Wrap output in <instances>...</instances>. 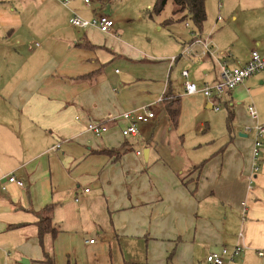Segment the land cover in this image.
<instances>
[{
    "label": "crops",
    "instance_id": "obj_1",
    "mask_svg": "<svg viewBox=\"0 0 264 264\" xmlns=\"http://www.w3.org/2000/svg\"><path fill=\"white\" fill-rule=\"evenodd\" d=\"M215 1L205 0L201 27L172 0L166 17L149 5L159 32L184 23L188 33L150 49L108 13V32L72 26L71 9L102 14L83 13V0H0V264H44L45 254L54 264H207L206 254L236 244L243 252L229 264H264V147L254 155L244 129L264 125V70L209 98L185 94L181 76L205 86L220 61L264 52V0ZM194 34L224 56L203 55ZM165 98L178 99L175 122ZM142 106L155 117L123 136L120 114ZM91 122L106 131L88 132ZM39 216L55 235L38 234Z\"/></svg>",
    "mask_w": 264,
    "mask_h": 264
},
{
    "label": "built area",
    "instance_id": "obj_2",
    "mask_svg": "<svg viewBox=\"0 0 264 264\" xmlns=\"http://www.w3.org/2000/svg\"><path fill=\"white\" fill-rule=\"evenodd\" d=\"M63 6L68 7L71 0H58ZM85 4H88L90 0H83ZM69 23L78 28L97 27L102 32H108L114 25V21L110 16L99 14L92 18H83L71 9V16ZM188 25V24H186ZM191 44H197L201 47L203 55H213L216 59L222 58L224 53L213 52L210 49L207 38L201 37L199 34L193 35ZM191 44L184 46L180 51V56H186L193 53ZM176 57H172L171 61H174ZM220 78L215 82L198 87L194 82L188 79V71L182 70L181 76L183 78V89L185 94L201 93L203 96L209 98L211 96H218L225 90H231L236 85L242 83L244 79L264 70V52H260L256 49L252 50L249 54L248 61L245 64L229 67L225 61L219 62ZM161 102L162 99H158ZM157 102V103H158ZM218 109V107H215ZM247 111L250 117L255 118L257 111L253 105L247 106ZM121 117L127 120L128 124L121 129L123 136L137 135L138 124L152 120L155 117V112L150 106H142L134 110L122 112ZM106 126L102 123H88L87 131L94 135H100L106 131ZM245 131H253V153L257 155L262 147H264V125L255 123L253 125L245 126ZM60 144H56L52 149H56ZM136 153H140L137 151ZM7 181L15 183L17 186H22L23 182L16 179L14 175L8 176ZM4 188V187H3ZM87 191V189H84ZM241 235V234H239ZM89 242H93L90 239ZM244 246L236 244L230 251L225 247H222L219 251H213L205 255V261L207 264H229L236 256H239L243 252ZM261 254V253H259ZM8 264V263H7Z\"/></svg>",
    "mask_w": 264,
    "mask_h": 264
},
{
    "label": "rangeland",
    "instance_id": "obj_3",
    "mask_svg": "<svg viewBox=\"0 0 264 264\" xmlns=\"http://www.w3.org/2000/svg\"><path fill=\"white\" fill-rule=\"evenodd\" d=\"M214 1L215 0H206V5L208 9L210 8L211 5L214 6ZM221 1L230 4L234 0H221ZM242 1L243 4L253 7H257L261 4L260 0H242ZM154 2L155 0H110V1L102 0V2H99V0H92L89 3L90 7L81 8V11L85 14H89V13L92 14L94 13L93 10H95L97 12H101L102 14L108 13L114 19L115 18L117 20L118 18L122 19L123 21L127 22L126 25L129 26V28H131L132 30H136V32H139L140 36L138 37L142 40L143 44L147 43L150 49L160 48V47L164 48L167 45L166 42H168L169 40H174V38L177 35V30L180 32L183 31V33L187 36L188 33L185 32L186 29L184 28V23L182 24L180 23L178 25H172L170 27L169 26L165 27L166 29L170 30V32H167L165 30L161 32L158 31L156 25L154 24V21L147 19L149 18V15L146 12L148 11L147 10L148 6L153 5ZM103 3L105 4L103 8L100 9ZM170 11H171V4H167L164 8V11L162 12V16L166 17L168 14H170ZM137 14L144 17L143 21L139 22L140 21L139 17H136ZM118 33L120 34V32ZM132 33L133 32H129V30H127L125 37L126 38L132 37L135 39L136 36L135 34Z\"/></svg>",
    "mask_w": 264,
    "mask_h": 264
},
{
    "label": "trees",
    "instance_id": "obj_4",
    "mask_svg": "<svg viewBox=\"0 0 264 264\" xmlns=\"http://www.w3.org/2000/svg\"><path fill=\"white\" fill-rule=\"evenodd\" d=\"M173 4L175 5L174 12H185V16H188L191 21L198 27H201L203 21L206 17L205 11V0H172ZM167 0H155L152 5L151 12L154 14L160 13ZM105 15V14H104ZM183 15V17L185 18ZM164 110L166 111L167 115L169 116L172 122H175L178 111V99L177 98H165L164 99ZM51 219L49 216H39V220L37 222L38 227V234L41 236L44 232L50 231L52 234L55 235L56 229L52 227ZM44 264H54V260L52 257L45 254L44 259L42 260Z\"/></svg>",
    "mask_w": 264,
    "mask_h": 264
},
{
    "label": "water",
    "instance_id": "obj_5",
    "mask_svg": "<svg viewBox=\"0 0 264 264\" xmlns=\"http://www.w3.org/2000/svg\"><path fill=\"white\" fill-rule=\"evenodd\" d=\"M144 154H145V156H146V154H147V150H145L144 151ZM23 263H28V260H26V259H23V260H21Z\"/></svg>",
    "mask_w": 264,
    "mask_h": 264
}]
</instances>
